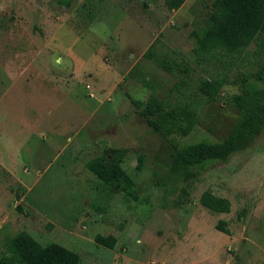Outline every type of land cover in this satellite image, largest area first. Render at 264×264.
<instances>
[{
    "label": "rangeland",
    "instance_id": "obj_1",
    "mask_svg": "<svg viewBox=\"0 0 264 264\" xmlns=\"http://www.w3.org/2000/svg\"><path fill=\"white\" fill-rule=\"evenodd\" d=\"M211 2L169 11L163 0H72L64 8L0 0V257L25 231L77 253L80 264H264V131L227 162L206 164L181 200H164L156 182L168 175L172 148L131 103L167 93L175 78L143 54L159 39L189 55ZM240 72L264 74V35L183 143L225 138L238 118L230 99L242 89ZM252 84L264 88V78ZM118 148L127 150L123 168L138 200L108 199L85 167ZM206 190L227 199L229 213L201 206ZM220 220L229 235L216 230ZM98 234L114 236V248L97 246Z\"/></svg>",
    "mask_w": 264,
    "mask_h": 264
},
{
    "label": "trees",
    "instance_id": "obj_2",
    "mask_svg": "<svg viewBox=\"0 0 264 264\" xmlns=\"http://www.w3.org/2000/svg\"><path fill=\"white\" fill-rule=\"evenodd\" d=\"M50 1L63 8L72 3V0ZM163 2L169 11H177L186 0ZM206 10L203 24L191 34L194 48L189 55L170 49L159 39L143 54L145 60L175 78L167 93L162 98L151 93L144 102L131 100L147 126L172 148L168 175L156 182L163 189L164 200L175 193L181 200L187 194L185 187L200 175L206 164L227 162L234 154L249 149L264 131V88H253L252 84L262 81L264 74L240 72L242 89L230 99L238 118L225 138L216 142H182L196 129L205 106L221 93L246 49L258 35H264V0H212ZM147 87L151 88L149 84ZM126 154L124 148L113 149L85 163L108 199L121 193L127 200H138L139 187L123 168ZM141 168L140 156L136 170ZM199 203L213 213L230 211V202L210 190L200 195ZM215 228L230 234L222 220ZM94 243L112 250L116 238L98 234ZM0 264H80V257L56 243L41 245L21 231L7 241Z\"/></svg>",
    "mask_w": 264,
    "mask_h": 264
}]
</instances>
